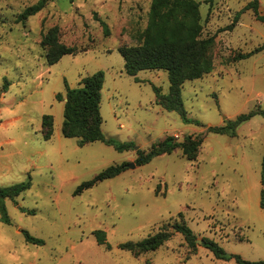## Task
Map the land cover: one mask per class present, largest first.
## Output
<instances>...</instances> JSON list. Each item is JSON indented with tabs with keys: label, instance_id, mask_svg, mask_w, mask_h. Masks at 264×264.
<instances>
[{
	"label": "rangeland",
	"instance_id": "obj_1",
	"mask_svg": "<svg viewBox=\"0 0 264 264\" xmlns=\"http://www.w3.org/2000/svg\"><path fill=\"white\" fill-rule=\"evenodd\" d=\"M37 1L0 0V186L31 183L14 200H0L8 219L0 218V264H236L216 258L202 238L245 260L264 261V116L238 124L234 135L206 130L264 111V48L232 60L264 43V22L249 9L224 30L250 0H196L202 37L213 36V69L186 80L181 96L187 117L200 125L154 103L153 85L168 91L166 71L140 70V81L124 71L117 47L141 41L151 0H49L24 23L15 21ZM94 12L107 23L108 36ZM259 13L264 15V0ZM54 25L61 42L87 49L49 65L40 41ZM99 70L102 133L130 142L132 149L101 141L78 146L76 138L61 133L64 101L55 95L64 97L65 83L78 87L82 77ZM44 114L52 115L49 139L41 132ZM189 134L202 137L195 160L177 148L135 164L137 149L147 151L167 135L181 141ZM112 164L125 167L74 195L81 182ZM181 221L196 235L195 247L173 231L138 257L119 248ZM96 230L104 232L109 249L96 242ZM24 231L42 243L27 242Z\"/></svg>",
	"mask_w": 264,
	"mask_h": 264
},
{
	"label": "trees",
	"instance_id": "obj_2",
	"mask_svg": "<svg viewBox=\"0 0 264 264\" xmlns=\"http://www.w3.org/2000/svg\"><path fill=\"white\" fill-rule=\"evenodd\" d=\"M49 0H38L36 3L26 6L16 17V22H25L30 16L44 8ZM200 3L196 0H151L148 19L139 43H122L117 47L118 52L124 58V71L133 76L135 81H140L136 74L140 70H164L168 77V91L162 93L158 86L153 85L154 103L167 111L176 112L186 123L200 125L196 119L187 117L181 96L182 85L186 80L201 78L213 69V57L211 48L213 36L202 37V24L199 11ZM252 10L255 18L264 22V15L259 13V0H250L238 11L226 29H233L239 20L240 14L246 10ZM94 18L99 21L103 34H110L107 23L96 12ZM45 49V58L49 65L56 63L65 54H76L87 48L78 49L75 46L66 45L60 41L59 27H50L40 41ZM264 48V43L249 52H239L232 57L233 61L244 59ZM104 81L102 70L96 71L81 78L78 87H70L65 83V96L57 93L55 97L64 101L63 120L61 133L64 137L76 138L78 146H84L95 141L104 142L116 150H129L133 148L130 142H119L104 136L101 130L102 116L100 114L101 89ZM262 114L263 110H254L240 114L234 121L225 126H208L207 131L219 134H235L238 124L250 119L255 114ZM41 132L44 139H49L53 132L52 115L44 114L41 120ZM201 136L185 135L181 141L175 136L167 135L163 139L153 143L147 151L136 150V165L149 162L153 157L161 154H170L180 148L182 155L187 160H195L200 145ZM125 164H112L95 174L89 180L81 182L74 190V195L81 194L100 181L114 177L122 172ZM262 183H264V158L262 165ZM31 186L30 181H22L6 186H0V200L3 198L15 199ZM260 207L264 208V189ZM33 213V210H24ZM181 216V213H179ZM0 218L8 221L4 209L0 207ZM180 233L190 247L196 245V235L184 222H174L171 230L165 226L159 228L153 234L139 241H127L119 244V248L130 251L135 257L153 251L167 241L174 232ZM27 242L41 244L42 240L31 236L24 231ZM96 242L110 248L102 230L94 231ZM202 246L209 249L218 259H234L236 264H264V261H248L238 254H229L215 241L202 238Z\"/></svg>",
	"mask_w": 264,
	"mask_h": 264
},
{
	"label": "water",
	"instance_id": "obj_3",
	"mask_svg": "<svg viewBox=\"0 0 264 264\" xmlns=\"http://www.w3.org/2000/svg\"><path fill=\"white\" fill-rule=\"evenodd\" d=\"M129 166L133 167L134 166V163L129 164Z\"/></svg>",
	"mask_w": 264,
	"mask_h": 264
}]
</instances>
